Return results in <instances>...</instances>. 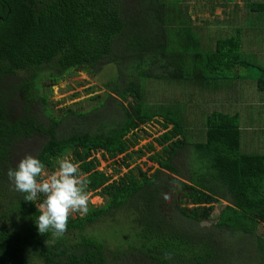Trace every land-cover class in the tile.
<instances>
[{"label":"trees","instance_id":"obj_1","mask_svg":"<svg viewBox=\"0 0 264 264\" xmlns=\"http://www.w3.org/2000/svg\"><path fill=\"white\" fill-rule=\"evenodd\" d=\"M215 2L0 0V264H264L257 229L264 223V0L245 2L241 16L234 3L226 25L191 23L189 9H213ZM106 64L116 74L104 84V98L88 109L67 106L54 114L43 78L53 83L75 69L94 73ZM252 69L257 95L247 91ZM146 79L198 90L214 104L202 124L204 140L187 138L175 108L144 102ZM19 98L17 114L12 105ZM154 116L165 129L154 138L161 150L149 155L158 168L147 174L135 165L138 173L131 169L116 180L97 168L98 152L130 161L146 153L128 149ZM30 138L38 140L30 154L48 171L70 157L90 179L89 192L105 200L89 204L86 215H72L55 241L35 223L43 196L24 200L7 176L27 155L18 157L15 143ZM185 151L190 158L181 170L175 160ZM221 199L228 203L215 224L193 230ZM187 201L195 205L189 212L182 205ZM118 211L132 217L133 228L110 248L90 228Z\"/></svg>","mask_w":264,"mask_h":264},{"label":"rangeland","instance_id":"obj_2","mask_svg":"<svg viewBox=\"0 0 264 264\" xmlns=\"http://www.w3.org/2000/svg\"><path fill=\"white\" fill-rule=\"evenodd\" d=\"M256 0H232L230 4L224 5L223 0H216L213 9L208 10H201L193 12L192 9H189V14L191 16V23H194L198 26H205V28H214L218 25H226L228 24L227 20V11L232 8L234 3L237 4V8H239V16L243 14V7L245 6V2H251ZM211 5V2H208ZM209 8V7H206ZM203 11V12H202ZM238 16V17H239ZM212 22L211 25L206 26V22ZM224 21V22H223ZM227 21V22H225ZM226 27V26H225ZM206 32V31H204ZM206 44V43H205ZM209 46H211L209 44ZM205 47V46H201ZM253 46H251V49ZM251 75L249 74L247 79L249 81L250 87H247V91L250 94H258L256 91V82L252 81L255 80L257 77L256 69H252ZM231 73H227V76H231ZM116 74L115 67L110 64H106L102 66L101 69H98L94 73H85L80 69H75L73 72H68L63 74V77L60 78L58 81H54L50 83L48 78H43L42 83L45 85L46 91L48 92V100L49 105L52 106L53 112L56 115L62 113L60 111L61 108L67 106L79 107L83 109H88L92 107L95 103H97L100 99L105 97V94L108 92L104 87V84L109 82L113 76ZM6 79L14 80L13 77H9ZM143 83V82H142ZM169 83L164 80H144V90H143V99L144 102L148 106H159L163 109L168 108H175L176 113L178 116H183L184 121L182 123L183 129H187L188 134L185 132L187 138L191 141H202L204 140L203 135V125L205 121V116L208 112L213 110L214 104L211 106L209 100L200 98L199 91L194 90L192 88H184L182 85L180 87H171L168 85ZM175 86V85H173ZM90 88L92 89L91 92L89 91ZM98 95V99H92L91 96ZM111 96H115L114 93H111ZM202 97V96H201ZM15 101L12 106V111L14 113H20L21 110V99ZM36 107V106H35ZM34 107V109H35ZM219 107V106H218ZM222 107H219L221 109ZM38 112H40V108L37 107ZM229 111V110H224ZM109 112L114 113L115 108L111 106ZM204 117V120H203ZM156 120H162L160 116H154V118L147 124L142 125L141 129L137 130L138 133V141L137 143L128 149L131 151L132 149H137L142 147L143 150L147 152L138 155L133 154L132 160L124 159L123 154L116 156L115 158H108L107 156L102 157L101 154L98 152L95 155L100 159L99 165L97 166L98 169L105 171L108 175L111 176V180H116L129 170H133L135 173H138L137 169L134 167L135 165H139L143 171H146L147 174H151L159 165L156 162H153L149 159V155L155 151H160L162 145L158 144L154 141V138L159 136L164 132V128L161 124L157 123ZM258 122V121H257ZM255 121V123L257 124ZM189 123V124H188ZM244 129V128H243ZM145 131V132H144ZM245 135V131L243 132ZM245 136H243V143L242 145L245 146ZM203 138V139H202ZM38 140L35 139H21L18 140L15 145L18 148V157L20 155H28L30 154L34 148L38 145ZM151 142L154 146L152 150H148L147 143ZM247 147V146H245ZM246 149V148H245ZM243 152L246 150L242 149ZM16 157V159L18 158ZM117 158V159H116ZM189 152H182L175 160L176 164L183 169L184 163L187 162L189 159ZM116 159L117 161H113ZM129 162V166L125 167L122 164V161ZM168 173L167 171H165ZM175 178H178L182 181L187 182V179L179 177L177 175H172ZM90 203L95 206H99L104 204L105 200L102 196H100L96 192H90ZM228 201L221 199L218 202L213 203L212 210L210 211V215L206 217H200V222L194 224L193 230H196L198 227H211L215 224L218 214ZM187 209L194 207L195 205L190 203L189 201L182 203ZM76 214H73L75 216ZM132 217L128 214L116 212L115 216L106 215L101 220L96 221L90 228V232L96 234L98 237H106V243L110 248H114L117 241H120L122 238L126 236V230L132 227ZM130 226V227H129ZM258 233L264 237V223L259 224L258 226ZM100 235V236H99ZM246 246V254L250 256V252H252V248L247 243V239L245 238L244 241ZM242 242V243H243ZM243 256V255H242ZM247 262H249L247 260Z\"/></svg>","mask_w":264,"mask_h":264},{"label":"clouds","instance_id":"obj_3","mask_svg":"<svg viewBox=\"0 0 264 264\" xmlns=\"http://www.w3.org/2000/svg\"><path fill=\"white\" fill-rule=\"evenodd\" d=\"M56 163V168L48 171L38 157L29 154L20 159L15 168L7 170L15 190L25 194L24 200L36 202L43 196L35 223L38 232L51 233L53 241L64 236L73 214L88 213L91 197L88 190L91 181L78 162L65 156ZM165 258L171 259V254L166 252Z\"/></svg>","mask_w":264,"mask_h":264},{"label":"water","instance_id":"obj_4","mask_svg":"<svg viewBox=\"0 0 264 264\" xmlns=\"http://www.w3.org/2000/svg\"><path fill=\"white\" fill-rule=\"evenodd\" d=\"M189 212V210H187Z\"/></svg>","mask_w":264,"mask_h":264}]
</instances>
